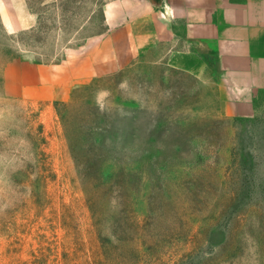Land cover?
I'll use <instances>...</instances> for the list:
<instances>
[{"label":"rangeland","instance_id":"rangeland-1","mask_svg":"<svg viewBox=\"0 0 264 264\" xmlns=\"http://www.w3.org/2000/svg\"><path fill=\"white\" fill-rule=\"evenodd\" d=\"M26 1L31 28L0 20V264H264V120L156 50L50 107L12 94L8 63L106 29L108 0Z\"/></svg>","mask_w":264,"mask_h":264},{"label":"crops","instance_id":"crops-1","mask_svg":"<svg viewBox=\"0 0 264 264\" xmlns=\"http://www.w3.org/2000/svg\"><path fill=\"white\" fill-rule=\"evenodd\" d=\"M0 20L10 33L36 22L26 0H0ZM104 22L60 63H8L6 89L50 107L156 50L206 85L222 115L264 120V0H108Z\"/></svg>","mask_w":264,"mask_h":264}]
</instances>
